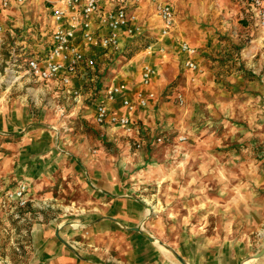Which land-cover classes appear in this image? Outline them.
Instances as JSON below:
<instances>
[{
    "label": "rangeland",
    "instance_id": "1",
    "mask_svg": "<svg viewBox=\"0 0 264 264\" xmlns=\"http://www.w3.org/2000/svg\"><path fill=\"white\" fill-rule=\"evenodd\" d=\"M173 5L174 34L196 46L200 68L186 69L177 41L157 56L144 53L140 63L149 65L165 55L158 67L169 70V81L159 75L149 86L155 94L148 100L152 117L116 130L96 122L95 103L107 102L106 84L115 66L156 41L162 22L151 5L143 7L142 33L124 40L122 49L96 55L94 67L81 69L74 80L78 95L60 78L42 81L27 72L25 59L44 56L51 46L49 0H10L0 14L7 16L0 20L3 264H34L32 231L50 219L83 231L70 241L88 248L84 240L94 235L79 218L102 204L90 191L102 170L123 192L142 198L150 210L141 222L149 235L189 264H202V254L212 264L213 243L234 245L236 264L257 258L264 245V28L252 24L244 0H174ZM140 65L131 67L127 79L139 81ZM38 139L58 151V166L28 179L26 170L17 173L14 165L25 164L19 161L21 151L26 162L32 159L25 149ZM22 181L29 188L20 198L15 191ZM74 244L69 246L78 253L81 244ZM190 245L198 250L190 251ZM111 252L107 263L125 261Z\"/></svg>",
    "mask_w": 264,
    "mask_h": 264
},
{
    "label": "crops",
    "instance_id": "2",
    "mask_svg": "<svg viewBox=\"0 0 264 264\" xmlns=\"http://www.w3.org/2000/svg\"><path fill=\"white\" fill-rule=\"evenodd\" d=\"M53 1L54 0H49V8L51 13ZM171 2L172 4H174V0H171ZM145 4L151 5V9L155 12L154 5L146 0H144L137 7L142 31L144 27H146L145 21L143 19L144 15H142V13H146L144 12L145 8L143 9ZM101 6L103 8H113L114 6H116V4L112 0H102ZM0 10V14H3V12L5 11L4 8H0ZM6 19L0 15V20L2 23H4ZM51 20V25L54 26L52 14ZM96 20L97 19H94L92 24L93 31L96 34H99L100 30H102V32L100 33H104V29L99 28ZM173 30L174 28H172L169 35L163 37L159 34L156 38V41L149 44L152 45L151 52H148V50L145 49L144 51L135 54L131 59H127L125 62H122L115 66V73L111 77L110 81L107 82L106 86L111 84L124 83L127 85L128 89L122 96L116 98L114 102L107 103L104 101V99L96 102L95 112L97 105L101 102H104L107 104L111 112L122 115L127 114L126 109L122 106L123 98L127 97L129 100L135 102V98L138 93L141 92L146 94L147 92L151 91L149 86L159 75L161 76L162 81H169V70L165 72L163 69L158 67V65H160L161 67L162 63L167 61V58L165 57V55L162 58L156 56L162 54V52L169 48V43L174 44L175 41H177L179 45L181 41H186L175 35ZM158 33L159 32H157V34ZM78 36L79 37L77 38L76 42L78 44H81L82 41L80 35L78 34ZM121 38L122 44L123 41L128 37L121 36ZM191 45L195 46L192 43ZM158 46L159 48H157ZM161 48H163V51L160 50ZM120 49H122V47ZM89 52L92 53L96 58V55L99 54L100 56L101 53H105V50L103 51V49L99 48H89ZM144 53L145 55H156L152 59L153 63L151 64V66L155 67V69L156 67H158L156 69L157 74L156 76H154L149 86H143L142 84L137 85L141 81L140 72L137 75V77H140L139 81L137 79L133 82V80L127 79L131 74V67L135 66L138 70V66L140 64L141 67L143 64H146L145 61H142V63H140L143 57L144 60L146 58V56H144ZM195 60H198V54H196ZM168 68H171V66H169ZM111 70L113 69L111 68ZM81 73L82 72L78 71L76 74L72 75L71 86L67 87L68 92L69 90L75 89L77 87L74 80L79 74H83ZM118 76L119 78L117 79ZM147 106H149V110H147L145 106L137 105V107H135L133 111L128 113L131 119L129 129L136 126V122L139 117L142 120L147 114L148 118L153 116L149 114L151 107L150 103ZM95 112L93 115H95ZM143 123L146 122H144L143 120ZM104 125L109 126V128L112 130L125 128L120 125L109 123H106ZM32 144L34 145L31 146ZM28 146H31L32 148L28 149ZM25 152H30L33 157L32 159H28V162H26V154L21 151L19 161H23L25 162V164H19V162H17V164L14 165V170H17V173H22L21 171L26 170V178L29 179L32 178L38 170H42L44 173H53L56 170L58 166L57 156L59 155V153L57 150L51 148L46 140H32L27 145ZM155 173L156 170L151 169L149 170L148 176L153 177ZM100 174L101 176L97 178V181L95 183L96 186L90 188V191L94 199L102 200V204H98L97 207H94V209L90 211L83 212L79 218L81 222H84V224H86L90 228L92 234L94 235L90 238H87V240H84L87 241L88 248H84L82 241H76V239L75 241H70L74 240L71 239L73 236L82 235L84 233L83 231H73V228L63 226V224L50 219L49 221L44 223L39 222L38 226H36L32 231L34 251L32 256L33 261L31 262H33L34 264H109L106 261L109 260L108 256H111L109 254L112 251V256L114 253L124 255L125 261H122L121 264H173L169 258L167 259L159 251H157L156 247L153 244L154 242L152 243V241L147 239L146 236H144L142 233L131 230L132 227H137V225L143 222V220L148 215V212H146L148 207H146L142 198H140L138 195H128L127 192H123L118 187V182L115 179L110 180L109 175H107L104 170H102ZM112 175L113 177H115L114 174ZM22 182L28 184V182ZM107 199L108 201H106ZM70 224L77 225L75 222H72ZM71 242H74V245H76V243L81 244V247H77L80 252L78 251L77 253L76 250H74V247L76 246L73 245V248L69 246ZM227 244L228 246H226ZM212 246V250L214 249L212 251L213 256H209L210 258H212V264H236L238 262V258L236 257V248L234 245H231V243H213ZM188 249L190 251L194 249V252L198 250V246L196 248V245H190ZM185 256L187 255L185 254ZM201 258L202 264H207L209 262L211 264V260H208L207 257H205L203 254ZM4 262L5 260H2L0 258V263L3 264ZM248 263L264 264V253Z\"/></svg>",
    "mask_w": 264,
    "mask_h": 264
},
{
    "label": "built area",
    "instance_id": "3",
    "mask_svg": "<svg viewBox=\"0 0 264 264\" xmlns=\"http://www.w3.org/2000/svg\"><path fill=\"white\" fill-rule=\"evenodd\" d=\"M21 1V0H18ZM116 6L103 8L102 0H54L52 2V18L54 26L51 34V46L44 56H35L25 59L27 72L39 80L50 81L60 78L62 83L70 87L72 75L82 68H92L96 59L89 48H101L103 50L117 51L120 49L121 36L134 37L142 32L137 8L144 0H112ZM154 5L155 11L161 19L162 25L159 34L163 37L169 35L175 24V10L171 0H146ZM10 0H0V8H5ZM245 7L252 24L257 28H264V0H244ZM94 19H97L100 30L96 34L92 29ZM80 35L81 44L77 38ZM180 51L185 53L184 66L189 71L199 70V63L195 60L196 47L187 41H181ZM151 52L152 45H148ZM163 51V48L160 49ZM141 83L149 86L156 76V69L143 64L141 69ZM128 87L124 83L111 84L105 91V100L114 102L118 96H122ZM78 95L76 89H71ZM154 92L149 91L145 95L141 92L136 95L135 102L127 97L122 99V106L127 114L111 112L106 103L101 102L96 107L95 120L98 124H114L129 128L131 119L128 115L139 106H147L148 100L154 97ZM182 100V97L179 96ZM184 138V137H182ZM28 191L26 183L21 182L17 186L15 195L22 198Z\"/></svg>",
    "mask_w": 264,
    "mask_h": 264
},
{
    "label": "bare ground",
    "instance_id": "4",
    "mask_svg": "<svg viewBox=\"0 0 264 264\" xmlns=\"http://www.w3.org/2000/svg\"><path fill=\"white\" fill-rule=\"evenodd\" d=\"M149 212H150V210L148 211V214H149ZM146 218H148V217H146ZM139 228H140L143 232L149 234L148 231L146 230V228L144 227L143 223L140 224ZM151 237H152V240H153L152 243L154 242V244L158 246V249H159V250H160V251H161L166 257H168V258H170V259L175 258V259L178 260L181 264H189L185 259H183V258L180 256V254H179L176 250H174V249H172V248H169V247L165 246L162 242L159 241V239L155 238L153 235H152ZM236 253H237V252H236ZM212 254H213V253H212ZM212 256H213V255H212ZM171 262H172V261H171ZM175 264H176V263H175ZM244 264H248V262H245Z\"/></svg>",
    "mask_w": 264,
    "mask_h": 264
},
{
    "label": "water",
    "instance_id": "5",
    "mask_svg": "<svg viewBox=\"0 0 264 264\" xmlns=\"http://www.w3.org/2000/svg\"><path fill=\"white\" fill-rule=\"evenodd\" d=\"M131 230L138 231V232L142 233L144 236H146L147 239H149L150 241H153V240H152V237H151L149 234L143 232L139 227H132ZM263 253H264V247H263V248L261 249V251H260L259 253H257L254 257H259V256H261V254H263Z\"/></svg>",
    "mask_w": 264,
    "mask_h": 264
},
{
    "label": "trees",
    "instance_id": "6",
    "mask_svg": "<svg viewBox=\"0 0 264 264\" xmlns=\"http://www.w3.org/2000/svg\"><path fill=\"white\" fill-rule=\"evenodd\" d=\"M34 144H32L31 146H33ZM31 146H28V149H31L32 147ZM35 146H36V144H35Z\"/></svg>",
    "mask_w": 264,
    "mask_h": 264
}]
</instances>
